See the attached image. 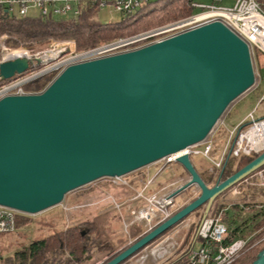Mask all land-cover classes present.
<instances>
[{
  "label": "water",
  "instance_id": "water-1",
  "mask_svg": "<svg viewBox=\"0 0 264 264\" xmlns=\"http://www.w3.org/2000/svg\"><path fill=\"white\" fill-rule=\"evenodd\" d=\"M17 57L0 75L24 73ZM247 44L214 21L135 50L74 63L39 92L0 99V206L37 214L81 186L128 174L201 142L254 84ZM199 194L104 264H119L264 166V150L208 186L189 156L177 158ZM193 246V244H192ZM252 264H264V247Z\"/></svg>",
  "mask_w": 264,
  "mask_h": 264
},
{
  "label": "built area",
  "instance_id": "built-area-1",
  "mask_svg": "<svg viewBox=\"0 0 264 264\" xmlns=\"http://www.w3.org/2000/svg\"><path fill=\"white\" fill-rule=\"evenodd\" d=\"M151 1L154 0H0V5L17 16H31L29 11L34 9L36 16H59L70 19L78 16L86 7L93 6L101 9L110 5L114 10L123 13L136 11L143 4ZM213 1L220 2L221 0ZM185 5L191 9V13L188 15L137 33L101 42L82 51H76L74 41H51L50 47H55V50L49 51L56 54L54 57H48L46 54L45 59H41L33 52L31 46L26 44L21 43L16 47L7 46L6 39L8 36L6 34L1 35L0 63L21 57L28 62L29 68L24 73L16 72L9 80L3 79L0 75V81H4L0 84V99L7 95L39 92L26 91L24 85L45 72L55 70L58 73L66 66L74 63L135 50L214 21L221 22L247 44L255 77L251 87L253 90H257L264 80V76L260 74L256 56V51L264 55V11L259 1L235 0L233 5L223 6L216 3L204 4L197 0H185ZM22 47H26L27 51L23 54L16 53ZM7 50L9 52H6ZM59 56L60 59L54 67L47 68L44 66L40 69V66L56 60ZM260 106L264 109V92L258 97L255 107L248 113L245 123L243 121L230 127L225 126L228 134L224 145L216 155L212 154L214 135L211 130L201 142L151 163L157 164L156 169L150 175H142L136 178L141 185L139 188H135L126 179V175L103 177L105 186L94 188V193H102L100 191H103L107 186L121 187L120 189L125 191L126 188H129L131 196L128 198L122 199L120 197L118 199L109 191V193L93 195L90 198L83 197L78 202L72 203L70 207L63 206V208L82 211L105 202L119 213H122L123 207L126 208V213L121 214L125 232L135 223L147 227L148 230L146 231L151 230L174 213L172 208L175 196H171V194L188 180L189 176H174L163 181L159 180L166 169L173 168L178 163L177 158L179 156L187 154L190 158L191 155H201L205 162L209 163V170L217 171L224 166L229 156L259 154L264 150V116L255 117V112ZM243 124H247V126L243 127ZM249 178L251 183L264 188V167L253 172ZM196 194V192L193 193L194 196ZM213 207L214 203L211 210ZM211 210L198 229L197 238L201 242L197 247L191 246L186 255L185 262L188 264H231L246 247L247 240L244 238L225 242L228 228L221 219L222 209H217L214 213H211ZM17 214L29 215L10 207L0 206V232L15 229ZM166 247L168 245L154 248L151 253L161 257L167 251Z\"/></svg>",
  "mask_w": 264,
  "mask_h": 264
},
{
  "label": "trees",
  "instance_id": "trees-1",
  "mask_svg": "<svg viewBox=\"0 0 264 264\" xmlns=\"http://www.w3.org/2000/svg\"><path fill=\"white\" fill-rule=\"evenodd\" d=\"M258 1L264 11V0ZM96 13L97 8L92 6L83 8L78 16L70 19L42 15L17 16L0 5V36L8 35L6 43L10 46H17L21 43L31 45L52 39H72L76 44V50L82 51L101 42L127 36L178 19L191 13V9L186 7L185 0H154L143 4L136 11L121 13L118 21L111 20L103 23L97 18ZM260 54L259 51H256L257 60H259ZM56 74L57 71L55 70L46 72L26 83L24 90L29 92L40 91ZM3 82L0 81V84ZM242 126L245 127L247 124ZM215 153L213 147L212 154ZM256 155L252 153L250 155L242 154L239 157L229 156L224 166L217 171L225 178ZM204 181L209 184L213 179L208 177ZM134 183L136 185V181ZM100 186L103 185L98 183L93 187ZM258 189L256 191L253 187L251 193L243 191L240 195L242 199L240 202L215 203L211 210V213H214L217 209H222L221 219L228 228L225 242L237 238L247 240L246 249L231 264H252L259 251L252 244L256 238L264 234V202H245L248 197L264 196V188ZM78 193L82 194L84 191ZM181 194L186 201L191 196V187L176 195L174 199ZM122 213L111 209L102 211L90 219L67 225L45 236L38 237L18 249L0 255V264H86L96 252L107 254V258L102 263L104 264L129 246L127 245L129 239L138 236L144 230L142 224L135 223L127 229V232L121 233ZM20 219L30 221L31 218L30 215L17 214L16 226ZM199 219L193 226L194 230L189 248L199 240L197 238L193 243ZM199 242L201 241L199 240ZM136 253L119 264L130 262ZM174 264L188 263L178 260Z\"/></svg>",
  "mask_w": 264,
  "mask_h": 264
},
{
  "label": "rangeland",
  "instance_id": "rangeland-1",
  "mask_svg": "<svg viewBox=\"0 0 264 264\" xmlns=\"http://www.w3.org/2000/svg\"><path fill=\"white\" fill-rule=\"evenodd\" d=\"M197 1L204 4L216 3L218 5L231 6L234 4L235 0H221L220 2H214L213 0H197ZM29 13H34V12L29 11ZM96 15L97 18L103 23L109 22L111 20L116 21L119 20L121 17V13L115 11L110 5L101 9L98 8ZM66 40L73 41L72 39H58V40L52 39L49 41H45L43 43L31 44L28 46H31L30 48L33 50V52L36 53L38 56H40L41 59L42 58L45 59L47 51L51 49L55 50V47H50L49 43L51 41H66ZM6 45L10 46L7 43ZM10 47H16V46H10ZM75 49H76V44H75ZM18 52H24V51H18ZM59 59L60 56L56 58V60H53L49 63H46L45 65L40 66V69L43 68L44 66L47 68L54 67ZM258 61H259L260 74L264 76V55L260 54ZM263 92H264V80L257 90H253V88L250 87L248 90L243 92L228 105V107L222 113V115L220 116L217 123L214 125L212 129L213 135L215 137L214 150L216 151V153L221 149L222 145H224L225 138L227 137L228 133L227 130L225 129V126L230 127L234 124L243 121H244L243 123H245L246 122L245 120H247L246 117L248 113L255 107L258 97ZM262 116H264V109L260 106L259 109L255 112V117L258 118ZM220 129L222 130L220 131ZM216 153L214 155H216ZM190 160L203 180L207 179L208 177H211L213 179V181L209 183L208 186H212L213 184H215V182L217 181L220 175L218 171H210L208 168L209 163L207 164L205 162V159L201 155H191ZM156 165L157 164H149L148 167H152ZM145 167L147 166L141 167L137 170H134L132 173L126 174V177L127 178L131 177V174L133 175V173H137V171H141L142 169H145ZM153 171L154 169H152L151 174L153 173ZM174 176L186 177L188 176V172L182 164L176 163L173 168L166 169L159 177V180L163 181L168 179L169 177H174ZM223 178L224 177H222L221 175V179ZM128 180L130 181L131 184L132 183L135 184L134 182H132L131 179ZM135 181L137 185V187L135 188L141 187L139 181L137 180ZM102 182H103V178H100L89 184L74 189L65 195L64 199L60 204L50 207L37 214H32V215L29 214L31 218L30 221L20 219L17 226L12 231L0 232V255H4L8 251L18 249L19 247L28 244L29 242H31L34 239H37L38 237L45 236L60 228H64L67 225L80 223L84 220L90 219L96 213L110 209L114 210L113 208H111L110 204L105 202L104 203L101 202L99 204H96L97 206L89 207L82 211H75L74 209L71 208H67V209L63 208V206L70 207L72 205V203H69L68 198L75 196V194L78 193L79 191H84V193H82L78 197V199L73 203L78 202L80 199H83V197L90 198L93 197V195L97 196L102 193L103 194L109 193V191L113 193L116 196V198L118 197V199L120 198V196L122 199L131 196V190L129 188H126L125 191L123 189H120L121 187L118 188V187L107 186L103 191L102 190L100 191L102 193H94L95 192L94 188L96 187L93 186L98 185V183H102ZM253 187L255 188L256 191L259 190L258 188H260V186L253 184V182L251 183V179L248 177L246 178V180L244 179L243 181L237 183L236 185L232 186L231 188L220 194L214 200V205L215 203L230 204L232 202H240L242 201V199L240 198L242 192L247 191V193L248 192L251 193L253 191ZM195 192L197 193L196 194L197 196L199 194V188L194 185L191 187V196L186 201L182 197L183 196L182 194L177 196L176 199L174 200V206L172 208L174 212L177 211L186 203H188L189 201H191L190 199L195 198L196 196L193 195V193ZM245 202H264V196H258L256 198L248 197L245 199ZM202 210L203 207H200L197 210H195L189 216H187L182 221H180L172 228H170L168 231H166L164 234H162L158 239H156L152 243L148 244L146 247L139 250L136 253V255L130 260V262L126 264H174L178 260L184 263L186 260V255L188 254L189 249L191 248V247L189 248V243L191 240V236L193 235L192 233L194 230L193 226L195 222H197V220L199 219ZM122 211L125 214L126 208L123 207ZM120 228H121L120 229L121 233L122 232L124 233L125 231L122 225V221ZM143 228L144 230L138 236L142 235L144 232H146V230H148V228L145 227L144 225ZM138 236L129 239L127 241V245H130L133 241H135ZM167 245H168V247H166L167 251L161 257H157L151 253V251L154 248H158L160 246L165 247ZM198 245H199V240L195 242L194 247H197ZM252 245L258 250L263 248L264 234L256 238ZM245 249L246 248H244L241 251V253L244 252ZM106 258H107L106 253L96 252L94 253L93 258L90 261H88L86 264H102Z\"/></svg>",
  "mask_w": 264,
  "mask_h": 264
},
{
  "label": "crops",
  "instance_id": "crops-1",
  "mask_svg": "<svg viewBox=\"0 0 264 264\" xmlns=\"http://www.w3.org/2000/svg\"><path fill=\"white\" fill-rule=\"evenodd\" d=\"M30 11H33L34 13H30V15L31 16H36L35 14H36V11L34 10V9H32V10H30ZM116 11V10H115ZM116 21H118V20H116ZM152 169H154V171H155V169H156V166H152V167H145V169H142L141 171H137V173H133V175L131 174V177H129V178H127L126 176V179H131L132 180V182H134L135 180H136V178L137 177H140V176H146L147 174L148 175H150L151 174V171H152ZM153 171V172H154ZM133 172V171H132ZM132 172H130V173H132ZM129 174V173H128ZM126 175V174H125ZM133 184V183H132ZM100 185H104L105 186V184L102 182V183H100ZM135 187H137V185H135V184H133ZM86 192V191H85ZM81 194H79V193H76L75 194V196H73V197H69L68 199V201H69V203H73V202H75L77 199H78V197L80 196ZM123 195V194H122ZM121 197V196H120Z\"/></svg>",
  "mask_w": 264,
  "mask_h": 264
},
{
  "label": "bare ground",
  "instance_id": "bare-ground-1",
  "mask_svg": "<svg viewBox=\"0 0 264 264\" xmlns=\"http://www.w3.org/2000/svg\"><path fill=\"white\" fill-rule=\"evenodd\" d=\"M18 51H27V48H21L20 50ZM16 51V53H19V54H23L24 52H18ZM6 52H9V50H7ZM46 54L48 55V57H54L55 56V52H52V51H47Z\"/></svg>",
  "mask_w": 264,
  "mask_h": 264
}]
</instances>
